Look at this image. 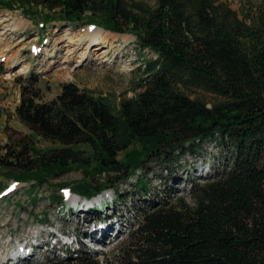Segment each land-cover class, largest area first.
I'll use <instances>...</instances> for the list:
<instances>
[{
	"label": "trees",
	"instance_id": "obj_1",
	"mask_svg": "<svg viewBox=\"0 0 264 264\" xmlns=\"http://www.w3.org/2000/svg\"><path fill=\"white\" fill-rule=\"evenodd\" d=\"M18 1L47 9L49 21L79 24L88 12L154 54L116 107L73 81L43 101L33 73L18 77L15 114L29 133L0 147L5 175L47 180L76 168L81 199L114 191L76 206L51 194L50 203L83 222L59 231L69 241L48 236L36 264H264V7L240 18L223 0ZM196 90L218 99L208 103ZM133 143L142 150L118 159ZM204 143L219 149L216 164ZM201 158L212 171L193 177ZM128 181L140 196L132 197L134 218L117 249L95 250L83 238L105 244L109 232L120 234L117 206L129 189L116 184Z\"/></svg>",
	"mask_w": 264,
	"mask_h": 264
},
{
	"label": "rangeland",
	"instance_id": "obj_2",
	"mask_svg": "<svg viewBox=\"0 0 264 264\" xmlns=\"http://www.w3.org/2000/svg\"><path fill=\"white\" fill-rule=\"evenodd\" d=\"M223 1L228 3L240 18L247 13H253L259 6L264 7V0ZM22 3L18 0H0V20H5L0 21V32L5 29L4 24H7V31L1 34L0 41V147L6 143L9 135L14 137L29 133V129L15 114V107L20 97L19 76L29 77L33 73L38 78L37 86L41 90L43 101L54 98L63 82L73 81L94 96L105 97L111 107H116L120 100L132 96L134 88H137L138 74L140 68L144 67L143 57L154 56L147 48L138 47L134 33L108 30L96 19L90 18L88 12L82 16L79 24L69 20L62 23L47 20V16L51 14L47 9L34 5L27 7ZM94 27L101 29L100 35L105 38L103 43L94 45L85 52L84 45L89 41L84 38L72 52L73 54L65 53L66 47L71 45L66 41V35L90 34ZM106 31L111 34L106 35ZM83 52L88 56L82 63H78ZM23 66L25 70L18 71ZM194 95L208 103L218 99L212 94L199 90L192 94ZM47 144L38 139L39 146ZM203 145L206 147L203 154L216 164L219 149L213 147L211 143ZM131 150L141 151V145L133 143L126 150L118 153V159L124 160L126 153ZM202 160L203 158L195 161L194 166H191L193 177H197L199 173L206 174L212 171V165L208 168ZM153 165L149 164V166ZM148 177L150 187L155 188L154 186L158 185L157 177L151 173ZM81 178L83 173L73 168L56 178L47 180L15 179L5 175L0 167V264H36L45 257L46 249L42 245L50 233L57 230L71 233L76 226H82L83 221L79 216L73 215L65 207H57L48 199L51 194L56 193L69 205L80 200L73 194L75 192L72 184L74 185L75 181ZM130 180L134 181V177ZM129 184L130 181L116 184V187L123 191L129 189L126 202H120L117 206L120 234L121 231L128 229L136 213L132 205V197L133 199L140 197L139 193L133 192L134 188ZM177 187L185 191L186 185L178 184ZM113 192L112 189H107L95 197L102 195L109 199ZM82 203L84 204V201ZM127 204L131 205L130 208H127ZM111 211L109 207L107 212L111 213ZM116 226L117 224L114 225ZM113 234V231L109 232L105 244L91 242L89 238L86 239L87 237L83 240L86 243L90 242V246L95 250L110 253L112 249L119 247L124 235V233L118 236ZM37 251V255L33 256L32 253Z\"/></svg>",
	"mask_w": 264,
	"mask_h": 264
},
{
	"label": "bare ground",
	"instance_id": "obj_3",
	"mask_svg": "<svg viewBox=\"0 0 264 264\" xmlns=\"http://www.w3.org/2000/svg\"><path fill=\"white\" fill-rule=\"evenodd\" d=\"M0 21H5L4 19L3 20H0ZM5 25V29L4 30H2L1 32H0V41L2 40V36H1V34H4L6 31H7V29H6V25L7 24H4ZM95 28V27H94ZM91 32V31H90ZM100 32H101V29L100 28H95L90 34H87V33H85V34H80L79 36H76V35H66V41L69 43V44H71L70 46H68V47H66V50H65V53H67V54H70V53H72L74 50H75V48H77L78 46L77 45H79V44H81V41L84 39V38H87V41H89L88 43H86L85 45H84V51L86 52V49H88V51L91 49V47L92 46H94V45H97V44H100V43H103V41H105V38L104 37H102L101 35H100ZM106 35L107 34H111V32H109V31H106V33H105ZM72 43H75L74 45L72 44ZM77 51V50H76ZM73 54V53H72ZM88 56V55H87ZM87 56H86V54L83 52L82 53V58L81 59H79L78 60V63H82L86 58H87ZM65 58H67V56H65ZM25 70V66H23V67H20V69L18 70V71H24Z\"/></svg>",
	"mask_w": 264,
	"mask_h": 264
}]
</instances>
